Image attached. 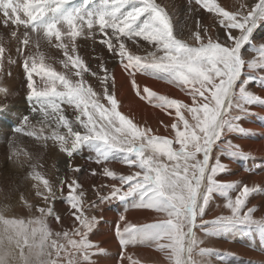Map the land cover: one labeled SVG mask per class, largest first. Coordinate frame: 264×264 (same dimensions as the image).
Here are the masks:
<instances>
[{"label":"snow or ice","instance_id":"snow-or-ice-1","mask_svg":"<svg viewBox=\"0 0 264 264\" xmlns=\"http://www.w3.org/2000/svg\"><path fill=\"white\" fill-rule=\"evenodd\" d=\"M69 2L0 0V24L25 29L22 38L16 30L11 31V37L20 42L17 54L24 57L21 67L30 114L24 116L14 132L33 137L44 147L48 141L58 145L69 158V169L75 173L81 169L72 165L71 158L77 147L85 142L96 146V164L102 165L120 154L121 162L138 169L128 175H118L104 166L102 175L118 184L99 188L92 185L100 200L125 199L137 194L140 203L136 207L163 214V219L139 226L128 223L124 215L119 217L123 226L117 223L115 235L122 249L120 264L125 259L129 264H139L131 256L126 257L124 252L129 244L136 243L154 246L164 253L169 264H199L204 254L216 250L202 246L203 241L195 232L198 227L210 225L213 231L240 225L264 229V218L253 217L255 207L244 210L249 196L264 192V187L246 184L241 187L240 181L218 180L219 174L226 170V165L219 159L222 153L215 155L212 162L213 149L223 136L245 131L236 122L249 111L248 106L264 102V95L247 87L252 80L264 84V42L252 47L251 55L241 53L243 46L251 43L253 31L264 22V0H245L234 11L225 10L216 0H186L189 14L201 10L215 14L213 18L223 29V39L211 35L199 16L196 30L183 38L174 30L172 14L157 0H102V6L95 12L73 11L46 19L49 13L59 12ZM29 29L35 34L34 41ZM97 34L101 37L99 43L132 77V87L137 95L141 92L135 74L141 72L166 80L191 98L192 103L187 104L180 99L158 95L146 86L143 89L155 107L168 115L172 114L169 110L174 109L173 138L156 135L151 128L141 127L122 114L115 92L109 91L108 81L114 83V78L104 60L98 58L97 67L104 73L101 77L77 54V37L95 42ZM42 41L63 51L65 59L59 63L64 71L46 65L41 52L37 55L25 52L30 42L39 49ZM129 41L145 54L130 50ZM4 54L5 47L0 45V75L4 74ZM8 62L16 63L11 56ZM86 73L99 80L102 91L89 82ZM0 95L7 98L11 93L7 87L0 86ZM141 98L145 97L141 95ZM7 106H0V111ZM66 110L73 113L72 119L65 115ZM12 147V155L16 156L17 151L14 145ZM222 147L233 156L251 155L231 141ZM25 156V161L17 159L14 163L19 167L28 163L32 169L28 176L37 182L32 185L35 196L43 200L44 206L37 207L39 215L29 220L0 215V264H94L91 256L103 254L105 250L89 239L97 218L85 213V193L76 192L81 185L75 178L69 182L58 177L61 188L66 186L68 190L64 198L74 210L71 213L73 225L71 232H53L48 217L61 222V216L53 206L57 199L56 189L35 171L37 164L29 163L31 154L25 153ZM91 174L96 176V169H92ZM237 185L238 194L234 198L226 196L223 208L227 214L205 220L210 195L214 191L232 190ZM103 187L110 188L108 195L101 193ZM20 200L29 209L34 207L23 194Z\"/></svg>","mask_w":264,"mask_h":264},{"label":"bare ground","instance_id":"bare-ground-1","mask_svg":"<svg viewBox=\"0 0 264 264\" xmlns=\"http://www.w3.org/2000/svg\"><path fill=\"white\" fill-rule=\"evenodd\" d=\"M157 2L161 3L162 6H166V9L172 14L174 30L178 35H182L183 38H187L191 32L196 30V19H197V16H199L201 23L204 26L209 28V33L211 35L213 36L219 35L221 39H223V29L220 27L218 20H215L213 18L215 16L214 13H207L206 11L201 10L199 13H192V14L185 15L186 21H182V18H184L183 16L184 14L182 15V12H184L182 10L184 9V3H185L184 0H157ZM241 2H245V0H216V3L220 4L222 7L225 8V10H228V11H234ZM248 2H251V0H248ZM78 3H79V0H78ZM90 5H95L98 10L102 6V0H94V2L91 3ZM67 6L68 4L66 5V7ZM83 6L84 5L81 2L77 6V9L76 8L73 9L71 7L72 8L71 12L79 11L83 13V11L86 10L85 8H84L85 10H83ZM91 7L92 6H90V8ZM180 13L182 15L181 17L179 16ZM29 32L32 38L35 39V34L32 35L30 29H29ZM96 36L100 37L99 34H97ZM97 37H95V42L93 39H85L83 37H77V40H76V44L78 46L77 54L80 55L84 59L85 63L89 67H91L92 70L96 69L97 71H100V69L97 67V65L100 63V59L98 58H102L103 60H105L104 61L105 67L109 70L110 75L114 78V83L113 81L110 80L108 81V84H109V91L115 92L116 99L119 102L118 110L121 111L122 114H124L128 118L132 119V121L138 124L139 126L151 128L154 134L173 138L175 135V132L174 130L171 129V123L176 121L174 109L169 110L172 114L168 115L165 111H162L160 108L155 107L154 103L150 101L149 98H147V94L143 92V89L146 86L150 90L156 92L158 95H165V96H168L170 99H180L184 103H187V104L192 103L191 98L186 96L184 92H181L180 89L177 88L175 85L168 83L164 79L158 78L156 76H151L145 73L137 72L135 74V80H136V83L139 85L141 95L145 97L142 99L141 95H137L136 90L133 89L132 87V83H131L132 77H130L122 69V67L119 65L117 60L108 53L106 47L99 43L100 38H97ZM54 41L55 40L53 38V43ZM261 42H264V22L260 23L259 26L255 29V32L251 39V43L248 44V46H245L241 50L242 55H246V56L251 55L249 53L250 49L254 47L256 44H259ZM127 43H128L130 50L136 51L137 54H140V55L145 54L143 51L137 50L136 47L132 45L130 41ZM141 43L144 44L145 47H148L149 50H151L150 46H148L146 42L141 41ZM42 44H43V41H42ZM45 45H48V44L46 43ZM88 46L91 48H87ZM45 55H47L46 56L47 59H45L47 61L49 60V58L54 63H55V60H57V64L53 63L52 67H54L55 65V69L57 71H63L61 68L62 65L59 63L60 60L65 59L62 50L55 48L53 45H49V48L47 49V52L45 53ZM91 55L92 56L96 55L97 57H91ZM47 61H46V65L48 64ZM102 74L104 75L103 72ZM34 78H35V75H34ZM36 81L39 82L38 77ZM1 86H3V84ZM5 86L9 88V87L14 86V83L8 82V83H5ZM94 86L96 87V83L94 84ZM15 87L16 86L10 89L12 90L11 93L14 91ZM247 87L249 90L255 92L256 94L264 95V84H258L256 80L250 81L247 84ZM96 89L98 91H102L101 88L96 87ZM10 107L12 108H10L9 112L13 110L18 113L24 112L22 110L24 109L23 108L24 106H22L21 101L18 102L17 104L11 105ZM248 107H249V111L246 114L242 115L239 121L236 122L245 131L244 132H229L225 136H223L221 140L217 142V147L213 149L212 162H214L215 155L222 153L219 155V159L224 165H226V170L219 174V176L217 177L218 180L240 181L241 187L244 184L248 185L249 187H252L255 185H260L264 187V102L253 103L249 105ZM185 115H186V118L190 119L187 113H185ZM10 116L11 117L8 120L10 121L13 120L14 125L16 126L17 123L20 122V120L17 117H15L16 114L15 116L13 115H10ZM9 123L3 122L1 126L3 127V129H6V124L9 125ZM23 137L27 139L29 138L32 139V137H27L25 135H23ZM228 141H231L232 144L234 145H238L240 149H242L244 152L250 153L251 154L250 157H244V156H239V155L233 156V155L228 154L222 147ZM35 143L37 144V142ZM52 144L50 145L47 144L48 145L47 147L49 148L50 146L51 150H52L51 148ZM1 146L2 145H0V148ZM47 147H44V148L46 149ZM26 151H24V153ZM31 151L32 150H30V152ZM46 152H43V150L42 151L35 150L34 153L32 154L31 152V154L33 155V158H36L37 160L40 159L41 156L46 159L47 164L41 161L38 162L39 169L40 168L45 169V171L49 172L48 170L50 168H59L58 171H60V174L57 175L56 184L54 187L56 189V195L57 194L66 195L68 191L66 186L61 188L58 177H63L65 178V180L69 182L72 178H75L77 179V181H79V184L82 185V191L85 193V197L83 198L84 200L95 201L97 199L95 201L96 202L95 205L92 202L90 205L91 207L88 206L89 208L87 207V209H85L86 215H88L89 217L95 216L97 218V223L92 233L89 234V239L94 244L99 245L100 248H103L105 250L103 254H93L91 256V260L94 262V264H120L119 258H120V253L122 249H121L119 240L116 238L115 228H116L117 223H120L121 227L123 226V222L119 221V217L121 215L125 216L126 221L128 223L135 224L138 226L155 223L158 220H161L164 218L163 214L156 213L153 210L136 207V205L140 203V197L137 194L130 195L125 199L109 198V199H103V200H100L99 198H97L96 194L92 195L95 193L90 189V187L93 184H95L98 188L101 185H108L111 183L118 184V181H113L111 178H108L102 175V168L104 166L109 167L110 170L115 171L118 175L119 174L128 175V174H131L133 171L138 170L134 166L130 168L127 164L121 162V159H123L122 155L116 154L115 159H111L110 161H105L104 164L98 165L95 163V159L98 156L96 146L87 142L86 144L80 146L79 148L77 147V149L74 151L76 152L75 156H77L76 159L78 161H71V163L73 166H79L81 169L79 173H75V172H72L69 169V167H67L69 159L65 160V158L67 157L66 153L60 154V153H55L56 152L55 151L49 154ZM24 153L22 154L23 156H21L22 158L18 159L17 157H14V159L25 161L26 156ZM63 155L66 156V157L64 156L65 157L64 159H63ZM5 157H6L5 152L0 151L1 180L4 179L5 173H8L9 176L11 175L14 179H20L26 176L29 173V170L30 171L32 170V169H29L28 163H25L23 167H19L17 164L14 163L15 160L12 163L10 162L8 166H3L2 164H4L5 162L4 160ZM87 157L92 158V161L91 160L87 161ZM110 158H111V155H110ZM87 162L88 163L91 162L89 163L91 164V168H89L90 166H87L89 169L85 167V165H88L86 164ZM29 163H31V160L29 161ZM42 165L43 167H40ZM64 166L67 167V169H65ZM5 167H9L11 169H6ZM36 168L38 169V167ZM37 169L35 170L38 171ZM92 169H96L97 171L96 176H93L91 174ZM41 171L42 170L38 172L41 173ZM66 171L67 173H65ZM83 171H85L86 173L83 174L82 173ZM49 176L51 178L52 176L51 173H49ZM26 177H28V175ZM44 178H46V176ZM47 178H48V175H47ZM32 182L29 184H32ZM100 191L103 195H108V193L110 192V188L103 187V188H100ZM238 191H239V185H237L234 189L225 191V192L214 191L210 195L203 218L205 220H210V219H213L215 216H218L221 214H227V210L223 208V205L226 202L225 200L226 196L230 195L234 198L238 194ZM26 193L27 195H24V196L28 200L29 203L32 204V203L39 202L37 201L38 197L35 196V189L32 187V185L30 186L29 191L26 190ZM21 204H24V201H22ZM21 204L19 203V207ZM13 205L14 204H12V207ZM250 207L256 208V211L253 213V217L255 219L264 218V192H257L249 196L244 210L246 211L247 208H250ZM13 209H11V211H13ZM25 210H27L26 207H25ZM73 211L74 210L71 208H66V207L62 209L58 208L56 210V213L61 216V222L56 221L55 223H48L52 231L53 232H56V231L71 232L72 225H73V218L71 216V213ZM27 214L28 215L24 216L25 220H29L33 218L32 214H29V213ZM68 216H70L72 220ZM9 217L11 218V216ZM207 226L209 225H203L195 229L196 236L203 241L202 246L204 248L216 249V250H220V252L222 251L223 254L224 252L230 254V258L228 256L229 264H264V229L258 230L255 227H245L243 225H240L235 228H231V229H227L223 231H213L211 229V226L209 227ZM0 231H2V229H0ZM95 251L96 250L93 249V253H95ZM124 252H125L126 257L131 256L132 259L138 261L139 264H169V261L166 259L164 253L157 251L154 246H149L147 244H142V243L129 244L127 248L124 249ZM215 254H218V253H215ZM200 260L205 261V263L207 264H215L205 259V257H201ZM205 263L199 262V264H205ZM123 264H129V261L125 259L123 261Z\"/></svg>","mask_w":264,"mask_h":264},{"label":"rangeland","instance_id":"rangeland-1","mask_svg":"<svg viewBox=\"0 0 264 264\" xmlns=\"http://www.w3.org/2000/svg\"><path fill=\"white\" fill-rule=\"evenodd\" d=\"M73 3H72V2ZM185 1V3H184V9H182L184 12H182V15L184 16V18H182V21H186V19H185V15H187V14H189L188 13V10H187V3H186V0H184ZM76 2V3H75ZM82 2V4L85 6H83V10H85V11H83V13H87V12H95V11H97V8H96V6L95 5H90L91 3H93L94 2V0H79V3H81ZM70 3H72V4H70ZM79 3H78V0L76 1V0H70V2L69 3H67L68 4V6L66 7V5L67 4H65V5H63L62 6V8H61V10L59 11V13L58 12H52V13H49L47 16H46V19L47 20H51V19H55V18H57V17H59V15L61 16L62 14H66V12L67 13H69V12H71V9L73 8V9H77V6L79 5ZM74 4H76V5H74ZM78 4V5H77ZM73 5V6H72ZM88 6H89V8H88ZM90 6H92L91 8H90ZM98 6V5H97ZM70 7V8H69ZM72 7V8H71ZM85 8V9H84ZM64 11V12H63ZM57 13V14H56ZM53 15V16H52ZM54 15H56V16H54ZM181 15V13L179 14V16L181 17L182 16ZM184 23V22H183ZM21 28V29H20ZM19 29H14L12 26H9V27H5V26H3L2 24H0V45H2V46H4L5 47V54H4V66H3V75H0V86L3 84V86L4 87H6L5 86V83H8V82H12V83H14V86H16L15 87V89H14V91L11 93V91L12 90H10L12 87H14V86H12V87H9L8 89H9V92L11 93V95H9L7 98H5L3 95H0V106H3V105H5V104H8V106L6 107V109L4 110V111H0V145H2L1 146V148H0V151H2V152H5V154H6V157L4 158V160H5V162H4V164H2L3 166H8L9 164H10V162L12 163L15 159H14V157H17L18 159H20V158H22L21 156H23L22 154L24 153V151H26L25 153H28L29 152V154H31V152H32V154L34 153V151L35 150H40V151H42L43 150V152H46V153H49V154H51L52 152H55V153H60V154H64L65 152H62L61 153V151H60V149H59V147H58V145H53L52 144V142L50 143L49 141H48V145H50V144H52L53 145V147L55 148V147H57V148H55V150H54V148L52 147V145H51V148H52V150L50 149V146H49V148L47 147L46 149L44 148V146H43V143L42 142H37L36 140H34L35 138H33L32 137V139L31 138H29V139H27V138H24L23 137V134H16L15 132H14V130L15 129H17L19 126H20V124H21V122H22V120H23V118H24V116H26V115H29L30 113H29V103H27L28 101L25 99V97H26V92H27V90H26V86H25V78H24V74H22L23 73V69H22V67H21V64L23 63V59H24V57L23 56H21V55H18L17 54V48L18 47H20V42L18 41V40H16V39H14V38H12L11 37V31H13V30H16L17 32H18V35L19 36H21V38L23 37V33H24V31H25V29L21 26ZM29 31V30H28ZM254 32H255V30L253 31V33L251 34V39H252V37H253V34H254ZM33 35V34H32ZM97 37V36H96ZM97 38H101V37H97ZM90 39V38H89ZM32 40L34 41L35 39L34 38H32ZM32 42H30V44H31ZM56 43V41H54V43H53V45ZM29 44V46H27V47H25V52H31L33 55H37V53L38 52H41V53H43L44 54V60L45 59H47L46 58V56L47 55H45V53L47 52V49L49 48V44L48 45H45L46 44V42H43V44H42V42H41V45H40V49H37L35 46H33V45H35L34 43H32L31 45ZM245 46H248V44H245L244 46H243V48L245 47ZM31 47V48H30ZM28 48V49H27ZM87 48H91V47H87ZM242 48V49H243ZM27 49V50H26ZM44 49V50H43ZM101 49V48H100ZM41 50V51H40ZM45 52V53H44ZM55 53V52H54ZM56 55V54H55ZM9 56H11V58L13 59V60H15L16 61V63H14V64H9V62H8V57ZM53 56V55H52ZM91 57H97L96 55H91ZM38 58V57H37ZM46 61L47 60H45L44 61V63L46 64ZM105 61V60H104ZM20 63V64H19ZM29 63H31V62H29ZM47 63L48 64H53L54 62L49 58V60L47 61ZM54 64H57V60H55V63ZM13 65V66H12ZM18 67V68H17ZM17 70H15V69ZM20 68V69H19ZM54 68H55V65H54ZM61 68H62V70L64 71V69H63V67L61 66ZM10 70V71H9ZM14 70V71H13ZM20 71V72H19ZM94 71H96V72H98V74L102 77V76H104L103 74H102V71L100 70V71H97L96 69H94ZM11 73V75L9 76V75H7V73ZM13 76V77H12ZM15 76V77H14ZM85 76L89 79V82L91 83V84H95L96 83V87H98L99 88V80H97L95 77H91V76H88V74L86 73L85 74ZM35 80L37 79V77H35L34 78ZM16 80V81H15ZM16 82V83H15ZM93 84V85H94ZM21 90V91H20ZM23 94V95H22ZM22 96V97H21ZM24 99V100H23ZM19 100V101H18ZM22 102V106H24L23 108L24 109H22L24 112H22V113H18V112H16V111H10L9 112V110H10V108H12V107H10L11 105H13V104H17L18 102ZM26 104V105H25ZM9 107V108H8ZM65 108L67 109V107L65 106ZM21 110V111H22ZM3 113H4V115H3ZM6 113V114H5ZM26 113V114H25ZM68 113V114H67ZM8 114V115H7ZM15 114H16V116H15ZM68 115V117H69V119H71V117H73V113H71V112H65V115ZM10 115H13V116H15V117H17L19 120H20V122L19 123H17V125L15 126L14 125V121L13 120H8V119H10ZM70 115V116H69ZM8 116V117H7ZM12 116V117H13ZM4 117V118H3ZM6 118H7V120H6ZM31 118V117H30ZM22 119V120H21ZM2 122V123H1ZM3 122L5 123H9V125L8 124H6V129H3V127L1 126L2 124H3ZM14 125V126H13ZM62 131H65L64 129H61ZM10 131V132H9ZM81 131H83L82 129H81ZM17 135H18V137H17ZM31 139V140H30ZM17 141V142H16ZM21 143H20V142ZM23 141H24V143H23ZM28 142V143H27ZM30 142V143H29ZM35 142H37V144L35 143ZM87 142H85V143H83V144H81L80 146H82V145H84V144H86ZM24 144V145H23ZM27 144V145H26ZM12 145H14V148H15V150L17 151V155L16 156H13L12 155V153H13V147H12ZM24 147H23V146ZM47 145V146H48ZM18 146V147H17ZM29 146V147H28ZM30 146H32V147H30ZM80 146H78V148L80 147ZM19 147H20V149H19ZM18 148V149H17ZM23 148V149H22ZM57 149V150H56ZM4 150V151H3ZM30 150H32L31 152H30ZM49 150V151H48ZM10 151V152H9ZM58 151V152H57ZM23 152V153H22ZM21 154V155H19V154ZM24 153V154H25ZM76 152H74L73 153V157L71 158V161H78L77 159H76V157L77 156H75L76 154H75ZM31 154V156H32V159H31V163H33V164H37V167H38V171H40V170H42L41 171V175H43L44 177L46 176V178L45 179H48L49 181H50V183H52V184H54L53 186L55 187V184H56V178H57V175L58 174H60V171H58L59 170V168H50L48 171L49 172H47V171H45V169H39V163L38 162H43V163H45V164H47V161H46V159L44 158V157H42L41 156V158L40 159H36V158H33V155ZM9 155V156H8ZM10 155H11V160H10ZM19 155V156H18ZM65 155H63V159L66 157H64ZM9 157V158H8ZM9 160H8V159ZM69 158L68 157H66L65 158V160H68ZM17 160V159H16ZM89 160H91L92 161V158H90V157H87V161H89ZM9 161V162H8ZM89 163H91V162H89ZM88 162L86 163V164H88V165H85V167L86 168H88L87 166H90L89 168H91V164H89ZM66 166H67V164H66ZM40 167H43V165L42 166H40ZM68 167V166H67ZM67 167H65L64 166V168L65 169H67ZM6 169H11V168H9V167H5ZM88 168V169H89ZM29 169H31V168H29ZM32 171V170H31ZM36 171V170H35ZM44 171V172H43ZM29 172H30V170H29ZM46 172V173H45ZM28 173V172H27ZM49 173H51V178H50V176H49ZM65 173H67V171L65 172ZM83 174H85L86 172L85 171H83L82 172ZM101 173V172H100ZM28 175V174H27ZM26 175V176H27ZM47 175H48V178H47ZM14 176V175H13ZM26 176H24L23 178H20V179H14L11 175L9 176V174L8 173H5V175H4V179L3 180H1V177H0V202L2 203H0V215H3V216H5L6 218H8V219H24V216L25 215H28L27 213H29V214H32L33 215V217L34 216H38L39 215V213L36 211V208H37V206L38 207H41V206H44V202H43V200H41V198H37V201H39L38 203L36 202V203H32L33 205H34V207L30 210L28 207H26L25 206V204H21L22 203V201L20 200V195L21 194H23V195H27V193H26V190L27 191H29V188H30V186L31 185H33L34 183H36V181H34V180H32L31 179V177H26ZM26 177V178H25ZM28 178V179H27ZM53 178V179H52ZM25 179V180H24ZM52 179V180H51ZM15 180V181H14ZM21 180V181H20ZM32 182V184H29V183H31ZM12 182H14V183H12ZM79 182V181H78ZM3 183V184H2ZM16 183V184H15ZM26 184V185H25ZM58 184V183H57ZM19 185V186H18ZM22 185V186H21ZM24 185V186H23ZM29 185V186H28ZM81 185V184H80ZM94 185V184H93ZM11 186H13V187H11ZM59 186V185H58ZM25 187V188H24ZM3 189H4V191H3ZM7 189H9V190H7ZM10 189H11V191H10ZM16 189V190H15ZM90 189L93 191V189H92V186L90 187ZM23 190V191H22ZM24 190H25V192H24ZM3 191V192H2ZM16 191V192H15ZM80 191H82V185H81V188H78L77 190H76V192H77V194L80 192ZM22 192V193H21ZM93 192H95V191H93ZM15 194V195H14ZM96 194V192L94 193V194H92V195H95ZM18 195V196H17ZM67 195V194H66ZM66 195H64V194H57V199L54 201V210H55V212H56V210L58 209V208H60V209H62V208H64V207H66V208H70V206L67 204V202H66V199L64 198V197H66ZM97 196V195H96ZM98 198V197H97ZM97 200V199H96ZM95 200V201H96ZM19 201V202H18ZM85 201V203H86V208L85 209H87V207L89 206V207H91L90 205H91V203L93 202L94 203V205L96 204V202L95 201H93V200H88V201H86V200H84ZM19 203L22 205H20V207H19ZM12 204H14L13 205V207H12ZM41 206H40V205ZM16 205H17V207H16ZM12 207V208H11ZM23 207V208H22ZM25 207H26V209L27 210H25ZM88 207V208H89ZM10 208V209H9ZM14 208V209H13ZM19 208V209H18ZM6 209H7V211H6ZM8 209H9V211H8ZM11 209H13V211H11ZM18 209V210H17ZM24 209V210H23ZM15 210V211H14ZM5 212V213H4ZM9 213H11V214H9ZM20 213V214H19ZM20 215V216H19ZM22 215V216H21ZM9 216H11V218L9 217ZM12 216H14V217H12ZM71 220H72V218L70 217V216H68ZM32 219V218H31ZM56 222V220H55V218L54 217H48V223H55ZM210 226V225H209ZM209 226H207V227H209ZM208 249H211V248H208ZM214 250H216V249H214ZM215 253H218V254H215ZM224 255V256H223ZM223 256V257H222ZM228 256H229V258H230V254H228V253H225L224 252V254H223V252L221 251L220 252V250H216L215 252H212V253H207V254H204L202 257H205V259H207V260H209V261H211L212 263H215V264H229V258H228ZM214 258V259H213ZM228 258V259H227ZM219 259V260H218ZM200 263H205V261H201L200 260ZM205 264H207V263H205Z\"/></svg>","mask_w":264,"mask_h":264}]
</instances>
